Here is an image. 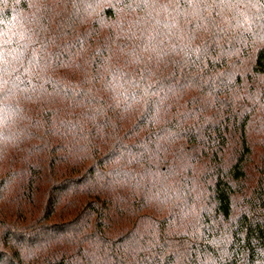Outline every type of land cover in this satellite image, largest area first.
Here are the masks:
<instances>
[{"label":"trees","instance_id":"16d2710c","mask_svg":"<svg viewBox=\"0 0 264 264\" xmlns=\"http://www.w3.org/2000/svg\"><path fill=\"white\" fill-rule=\"evenodd\" d=\"M0 264H264V0H0Z\"/></svg>","mask_w":264,"mask_h":264}]
</instances>
